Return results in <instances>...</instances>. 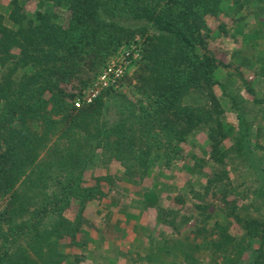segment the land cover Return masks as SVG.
<instances>
[{
  "label": "trees",
  "instance_id": "1",
  "mask_svg": "<svg viewBox=\"0 0 264 264\" xmlns=\"http://www.w3.org/2000/svg\"><path fill=\"white\" fill-rule=\"evenodd\" d=\"M36 1L33 12L27 0L0 8V264H65L82 245L88 202L106 196L102 182L112 177L89 183L92 163L119 161L125 177L140 180L182 159L199 131L212 172L193 191L194 227L180 234L179 211L168 209L162 221L173 234L153 246L151 233L148 243L139 237L125 264H264V90L243 80L248 97L216 76L208 18L223 0ZM132 44L134 72L83 102Z\"/></svg>",
  "mask_w": 264,
  "mask_h": 264
},
{
  "label": "rangeland",
  "instance_id": "2",
  "mask_svg": "<svg viewBox=\"0 0 264 264\" xmlns=\"http://www.w3.org/2000/svg\"><path fill=\"white\" fill-rule=\"evenodd\" d=\"M10 2L0 0V8L7 11ZM239 4L236 0H223V12L208 18L212 33L207 38V47L219 62L216 76L227 90L236 86L245 96L252 97L245 92L243 80L264 90V8ZM37 6L36 0H27L31 12ZM135 69L132 64L126 73L131 75ZM118 88L133 98L132 85L124 83ZM215 90L218 95L223 93L220 86ZM227 116L231 123L237 124L235 112L229 111ZM183 153L182 159L170 166L162 163L153 166L140 180L125 177V168L119 161L92 163L86 172L89 183H95L96 176L112 177L102 182L106 196L88 202L85 210L88 222L79 236L82 245L72 248L65 264H125L136 253L139 237L148 243L151 233L153 246L173 234L162 221L168 209L179 211L176 229L182 235L188 233L195 223L197 200L192 197L193 191L200 190L212 172L206 133L199 131L191 136ZM177 195L187 196L186 202L177 203ZM6 202L0 197V212ZM232 230L237 232V226L233 225Z\"/></svg>",
  "mask_w": 264,
  "mask_h": 264
},
{
  "label": "built area",
  "instance_id": "3",
  "mask_svg": "<svg viewBox=\"0 0 264 264\" xmlns=\"http://www.w3.org/2000/svg\"><path fill=\"white\" fill-rule=\"evenodd\" d=\"M140 56L139 49L135 44L123 46L119 53L103 69L95 82L86 90L83 102H92L104 89L116 84L132 66L133 60ZM81 100L76 102L80 106Z\"/></svg>",
  "mask_w": 264,
  "mask_h": 264
}]
</instances>
